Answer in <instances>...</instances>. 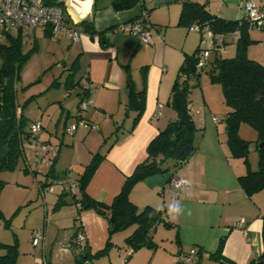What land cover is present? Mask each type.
Masks as SVG:
<instances>
[{
  "label": "crops",
  "instance_id": "1",
  "mask_svg": "<svg viewBox=\"0 0 264 264\" xmlns=\"http://www.w3.org/2000/svg\"><path fill=\"white\" fill-rule=\"evenodd\" d=\"M76 1L80 5H76L78 7L87 5L84 20L93 21L98 31L107 30L105 38L109 41L108 47L103 46L100 37L91 39L79 27L77 30L81 34L77 41L69 36L50 34L40 28H33L28 32V38L34 39V43L37 44V51L40 36L58 42L59 46L67 39L72 40V44L68 45V54L74 57L70 69L66 67L65 61L58 65L64 66L65 72L71 70L66 79L68 91L63 97L67 99L77 97L75 124L66 125L64 130L66 135L73 138V163L70 169L60 174L49 175L50 179L45 183L55 178L69 177L78 184L76 195L77 191L79 192L77 180L83 173V168L91 163L88 162L90 158L92 161L91 156L96 154L93 152L98 148V152L105 154V157L89 181L86 193L94 200L110 206L121 192L126 179L133 174L139 164L147 160L150 142L178 118L177 112L169 105L172 89L185 56L193 54L198 48L199 45L195 48L198 38L190 34L192 32L189 29L179 25L183 7L181 0H143L150 11L148 19L152 26L150 43L143 42L139 36L117 30L119 24L136 22L142 13L146 12L144 5L116 11L113 6L114 0ZM70 12L76 20L79 19L75 11L70 9ZM111 28L113 30L108 31ZM108 34H111L110 37ZM73 72L81 75V81L72 78L74 87L69 84ZM64 75L65 73L62 77ZM130 84L137 91L146 90L145 109L134 128L137 113L128 107ZM87 86L91 105L83 114V119L98 126V133L101 135L112 129L111 121L115 123L122 121L121 126L117 125L116 132L111 133L115 140H110L111 143L103 149H99L101 135H90L95 130L80 126L87 135L79 132L80 127L74 135L66 132L67 128L78 123V105L84 97L83 88ZM62 110L66 109L62 107ZM158 110L161 111V115L154 118ZM213 116L211 118L206 114L201 123L194 118L198 127H204L203 135L197 143V152L180 172L150 176L136 185L130 194V199L138 210L144 206L162 208V211L171 218L172 228L177 231V249H171L168 254L156 251L152 264H175L174 254L176 259L180 258L193 247L204 252L200 264H248L264 253V204H262L264 201L260 203L255 199L256 195L249 196L243 189L239 178L244 176V166L239 160L231 157L218 132L220 123L216 124ZM46 130L44 127V139ZM83 144L87 145L85 149L82 148ZM75 170L81 172L77 178L73 177ZM173 175L186 178L191 184L179 191L174 190L167 186ZM61 192L60 199L57 202L52 199V204L60 201L65 204L56 207L49 222L43 226L44 248L52 242L53 246L57 245L58 248L56 256L58 253L63 254L66 261L71 257L80 258L83 248L73 249L69 246L77 231L76 220L87 236V246L92 256L103 250L108 241H111L112 245L120 244L114 243L117 241L113 240L107 219L94 210L78 214V206L73 203L74 195ZM67 196L71 197L70 200L63 198ZM173 201H178L182 207L179 215L168 213L167 205ZM242 219L246 220V224L240 227ZM33 230L35 228L31 233ZM51 232H55V236H51ZM222 237H226L222 260L210 258L209 255L216 252ZM130 252L127 253L126 262L131 259L132 263L137 254ZM98 262L96 263L99 264ZM178 263H182V259Z\"/></svg>",
  "mask_w": 264,
  "mask_h": 264
},
{
  "label": "trees",
  "instance_id": "2",
  "mask_svg": "<svg viewBox=\"0 0 264 264\" xmlns=\"http://www.w3.org/2000/svg\"><path fill=\"white\" fill-rule=\"evenodd\" d=\"M181 2L183 7L179 22L180 26L189 29L194 25L202 27L207 25L214 34L224 35L226 41L231 33L238 30L241 32V36L237 39L235 57L221 58L216 56L214 61L209 62L207 67H210L209 73L212 81L222 85L225 102L230 109L224 121L231 157L244 159L247 162L249 143L240 137V126L242 124L252 126L258 133V143L264 142V64L248 57L247 49L250 43L249 31L251 28L246 24L245 17L237 20L225 19L212 14L205 4L191 0H181ZM46 3L65 9L64 4L57 0H46ZM140 4L144 5V10L149 15L150 11L147 10L143 0H114L113 2L116 11L130 10ZM258 6L264 8V0H261V4ZM75 27L76 29L79 27L91 39L100 37L105 48L110 45L105 38L107 30H96L93 21L83 20ZM111 30L113 28L108 31ZM10 31L8 30L1 34H5L6 39L9 41L8 45L0 46V56L3 61L0 68V172L14 171L19 160L25 157V145L31 142V124H29L27 118L20 110L17 101V85L21 80V72L24 65L27 60H30L34 51L37 50V44L32 50L28 51L27 56L23 53L22 32L19 30L18 35L13 36ZM46 32L52 34L51 29H47ZM200 46L193 54L185 56L172 89L169 105L177 112L178 118L161 130L150 142L147 148V160L139 164L133 174L126 179L121 192L115 197L112 204L106 206L86 193V187L95 174L101 160L104 159L105 154L100 152L95 154L91 163L85 167L77 180L79 192L74 195L73 203L77 206L79 205L78 214L87 210H94L98 214L100 211L105 212L106 215L103 217L112 226L111 234L136 227L134 232L126 238L127 246L132 249L130 254L142 248H150L154 251L158 248L153 240V229H155L159 220L162 219V211L151 206H146L142 211L138 210L130 199L133 189L146 178L168 171L169 167L165 165L169 160L173 161L175 169L181 168L198 150V144L195 141L198 128L190 109V95L192 90L191 82L196 81L198 83L202 71L205 69H197ZM74 74L75 72L71 73L69 78V82H71L69 84L72 87L75 86L72 81ZM82 95L88 97L87 92L82 91ZM145 98V89L137 91L132 84L129 85L128 107L137 113L133 128L142 117L145 109ZM259 144V169L239 178L243 189L249 196L264 191V148H260ZM63 204L65 202L60 201L56 206L59 207ZM112 218L113 223H111ZM76 223V230L78 231L82 226L78 224V220H76ZM176 241L178 242V237ZM225 243L226 237H222L219 240L216 252L209 255L210 258L222 260ZM111 245V241H108L106 247L93 256L86 245L80 256V263H86L92 258L107 254ZM0 250L4 252L0 255V264H16L18 256L16 243H0ZM199 256V261H201L204 256L202 249H199ZM258 262H264V253L259 258L251 260L248 264H257Z\"/></svg>",
  "mask_w": 264,
  "mask_h": 264
},
{
  "label": "rangeland",
  "instance_id": "3",
  "mask_svg": "<svg viewBox=\"0 0 264 264\" xmlns=\"http://www.w3.org/2000/svg\"><path fill=\"white\" fill-rule=\"evenodd\" d=\"M191 1L205 4L212 14L231 20L243 19L246 14L244 8L246 2H254L257 5L261 3V0ZM18 33L19 30L17 29L10 31V34L13 36H17ZM190 34L198 38L195 48L201 45L202 50H209L210 63L214 61L216 56L233 58L236 55L237 38H230L225 44L223 42L218 43L222 47L216 50L217 45H213L207 33L192 32ZM22 36L23 53L28 56V51L36 44L34 43V39L28 38V35L24 34ZM249 40L250 43L247 49L248 57L264 64V30L250 29ZM8 42L5 34L0 36V46L8 45ZM71 44L72 40L67 39L64 41V44L59 46L58 42L40 36L39 49L38 51H34L35 54L29 61L27 60L21 72V80L17 85V101L20 110L27 118L29 124L42 120L43 127L47 129L45 139L42 138V141L46 143L47 147L44 150L38 144L27 143L25 145V157L19 160L17 168L14 171L0 172V243L17 244L18 256L16 264H81L77 262L78 258L76 259L75 257H71L66 261L63 254L58 253L62 256H56L58 248L57 245L53 246L52 242L47 245V248H44V241L40 246L34 247L31 240L32 229H44L43 226L49 222L51 213L57 207V203L55 202L60 199V194L62 193L58 187H54V191L50 190L52 185L49 187L47 184L53 179L45 183L47 179H50L48 176L54 173L60 174L70 169L73 163V138L66 135L64 130L66 125L70 126L71 124H75L77 97L72 96L70 99L63 97L66 91H68L66 88V79L69 77L67 75L70 71L67 70L65 72L64 66L58 67L62 61H65L66 67L71 68L70 65L74 61V57L68 54V45ZM2 64L3 61L0 56V68ZM209 69L210 67H206L202 71L198 82L199 84L196 81L191 82L190 107L194 118L199 120V123L203 121L206 114L211 118L214 115L213 117L221 119L218 132L223 144L229 150L224 120L230 109L226 105L222 85L212 81ZM63 73L65 75L62 77ZM74 79L76 81L80 79L81 81V75H78L76 72ZM62 107L66 110L63 111ZM117 123L114 121L110 122L112 129L102 134L104 135V139H102V135L98 133V130L90 133L92 136L101 135L99 149H103L105 146L107 147L111 143L110 140H115V136L113 134L111 135V133L116 132L117 125L121 126L122 121ZM197 128L198 131L195 136V141L199 143V138L203 135L204 127L200 128L197 126ZM79 132L86 133L81 127L79 128ZM239 135L249 143V154L247 162L244 159H233L239 160L243 164V173L244 175H248L250 172L259 169L260 152L258 150V133L252 126L242 124L239 128ZM86 146L84 145L82 148L85 149ZM97 149L94 150L93 154L98 153ZM93 156H91L92 159ZM90 162L91 158L88 163ZM165 166L169 167L168 171H166L167 175L180 172L182 167H184L175 169L172 160H169ZM80 173L78 170H75L73 177L77 178ZM255 195V199L260 201V203L264 201V191ZM63 198L70 200L71 197L67 196ZM52 199L55 200L54 204H52ZM50 204L52 206L49 209ZM144 208L145 206L140 211ZM158 210L162 211V208ZM170 221L171 218L162 211V219L159 220L157 226L153 229V240L158 245L155 251L150 248H142L135 251L137 256L135 259L133 257L134 261L132 263L130 262L131 259L126 262L127 253L132 251L126 244V238L134 232L136 228L134 226L127 230L113 233V240L117 241L114 243L120 244L111 245L107 254L98 258H92L89 264H95L98 261L99 264H152L153 254L156 251L160 250V252H167L168 254V251H171V249H177V231L172 228L173 226H171ZM56 231L57 228H55ZM55 232H51L50 235L55 236ZM3 253L0 250V255ZM174 261L175 264H188L178 263L175 254ZM82 264L87 263L83 262Z\"/></svg>",
  "mask_w": 264,
  "mask_h": 264
},
{
  "label": "built area",
  "instance_id": "4",
  "mask_svg": "<svg viewBox=\"0 0 264 264\" xmlns=\"http://www.w3.org/2000/svg\"><path fill=\"white\" fill-rule=\"evenodd\" d=\"M62 2L65 6L63 9L60 6L48 5L46 0H0V36L3 32L8 30L17 29L22 32V34L28 35V32L33 28H40L43 30L51 29L52 34H60L73 38L75 41L79 40L80 32L76 29V25L86 18V9L80 12L79 19L76 20L72 13L70 12L71 6H80L77 4L76 0H57ZM83 3V2H82ZM83 8V6H81ZM245 8V22L251 29H264V8L259 7L254 2H246ZM148 12L142 13L136 22L133 24L122 23L117 27L118 31L127 32L132 35L139 36L143 42L150 43L152 41V26L148 21ZM190 32L207 33L213 45L216 46V50L220 49L222 46L218 45L226 41V37L222 34H214L207 25L200 26L194 25L189 28ZM241 32L238 30L231 33L228 37L239 38ZM210 52L209 50H202L200 46V53L198 56L197 69L202 70L206 68L209 64ZM89 86L84 88V92H87ZM91 100L89 97L83 98L78 107V123L66 129V132L74 135L80 126L88 130H98V126L93 125L83 119L84 112L90 107ZM161 115V111L158 110L154 114V118H158ZM216 124L221 123V119L216 117L213 118ZM31 142L33 144L40 145L44 150L46 149V143L42 141L44 134L43 123L38 120L34 121L30 125ZM190 181L186 178L173 175L167 186L173 188L174 190H181L182 188L190 185ZM51 191H54V187H58L61 191L75 195L77 189V182L69 177L66 178H55L49 184H47ZM79 206V205H78ZM246 224V220L242 219L239 226L242 227ZM32 245L34 247L40 246L44 241V229H38L31 234ZM87 245V236L82 227L77 231V234L72 238L70 247L71 248H84ZM199 249L191 248L188 252L182 254L177 261L182 263L195 264L199 261ZM89 264V261L86 262Z\"/></svg>",
  "mask_w": 264,
  "mask_h": 264
},
{
  "label": "clouds",
  "instance_id": "5",
  "mask_svg": "<svg viewBox=\"0 0 264 264\" xmlns=\"http://www.w3.org/2000/svg\"><path fill=\"white\" fill-rule=\"evenodd\" d=\"M167 208H168V213L170 215L172 214L179 215L182 212V207L178 201H173L172 203L167 205Z\"/></svg>",
  "mask_w": 264,
  "mask_h": 264
},
{
  "label": "water",
  "instance_id": "6",
  "mask_svg": "<svg viewBox=\"0 0 264 264\" xmlns=\"http://www.w3.org/2000/svg\"><path fill=\"white\" fill-rule=\"evenodd\" d=\"M111 34H108V37H110ZM130 81V80H129ZM260 148H264V142L259 144ZM99 214H101L102 216H105L106 213L100 211ZM111 223H113V218L111 219ZM110 230H112V226H110ZM80 261V258H78L77 262ZM196 264H200V261H198ZM257 264H264V262H258Z\"/></svg>",
  "mask_w": 264,
  "mask_h": 264
},
{
  "label": "bare ground",
  "instance_id": "7",
  "mask_svg": "<svg viewBox=\"0 0 264 264\" xmlns=\"http://www.w3.org/2000/svg\"><path fill=\"white\" fill-rule=\"evenodd\" d=\"M84 7L81 8V7H78V6H71L70 9L75 11V14L79 17V13L80 12H83L85 9H87V5H83Z\"/></svg>",
  "mask_w": 264,
  "mask_h": 264
}]
</instances>
